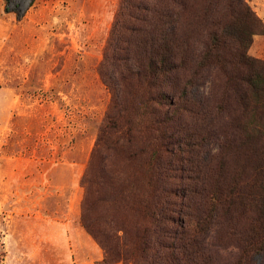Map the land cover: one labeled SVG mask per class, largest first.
Instances as JSON below:
<instances>
[{
  "label": "trees",
  "instance_id": "1",
  "mask_svg": "<svg viewBox=\"0 0 264 264\" xmlns=\"http://www.w3.org/2000/svg\"><path fill=\"white\" fill-rule=\"evenodd\" d=\"M263 31L248 0H119L81 180L100 264H264Z\"/></svg>",
  "mask_w": 264,
  "mask_h": 264
},
{
  "label": "rangeland",
  "instance_id": "2",
  "mask_svg": "<svg viewBox=\"0 0 264 264\" xmlns=\"http://www.w3.org/2000/svg\"><path fill=\"white\" fill-rule=\"evenodd\" d=\"M248 2L264 26V0ZM118 4L10 0L17 15L0 0V264L105 257L81 224V180L111 103L99 68ZM250 53L264 58V31Z\"/></svg>",
  "mask_w": 264,
  "mask_h": 264
}]
</instances>
